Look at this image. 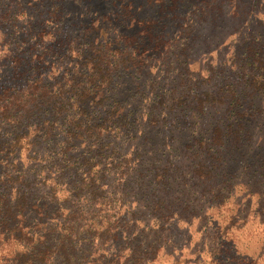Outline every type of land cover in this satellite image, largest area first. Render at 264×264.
<instances>
[{
	"label": "rangeland",
	"instance_id": "obj_1",
	"mask_svg": "<svg viewBox=\"0 0 264 264\" xmlns=\"http://www.w3.org/2000/svg\"><path fill=\"white\" fill-rule=\"evenodd\" d=\"M57 4L75 34L87 33L91 22L113 21V32L100 40L104 53L136 52L117 66L121 95L113 99L118 114H125L128 102L137 120L130 133L101 136L110 142L101 156V196L117 233L101 245L100 261L113 259L119 247L145 254L158 230L154 237L165 247L150 264H264V0H0V9L13 10L18 29L36 30ZM2 37L0 71L6 78L14 69L13 50L26 64V54H35L29 46L34 39L31 33L25 42L15 39L20 47L11 52ZM142 45L149 51L154 46L148 65L137 55ZM165 99L158 111L151 108ZM42 109L35 110L37 117L47 112ZM60 134L38 130L33 157L13 148L0 163V174L13 164L40 174L26 188L31 205L21 225H33L45 209L54 214L72 202L78 211L85 208L72 189L85 156L79 141L66 157L73 170L56 185L45 178L47 167L58 163ZM162 208L168 210L164 217ZM127 216L137 218L127 230L131 245L122 233L124 221L115 223Z\"/></svg>",
	"mask_w": 264,
	"mask_h": 264
},
{
	"label": "trees",
	"instance_id": "obj_2",
	"mask_svg": "<svg viewBox=\"0 0 264 264\" xmlns=\"http://www.w3.org/2000/svg\"><path fill=\"white\" fill-rule=\"evenodd\" d=\"M169 1L174 4L182 0ZM63 9L60 4L49 6L36 30L29 25L26 26L27 30L18 29L13 10L9 6L0 9V33L3 35L1 45L12 52L13 47H20L13 43L14 40L25 42L26 34L31 33L34 40L29 46L35 54L32 56L28 52L26 57L30 65L36 64L22 68L27 67L29 62L22 65L19 53L13 50L11 64L14 69L8 72L6 78H2L3 71H0V163L13 148L33 157L35 133L38 130L44 136L61 133L63 144L54 150L58 163L47 167L45 175L56 185L61 183L66 170H73L74 166L68 165L66 157L73 149L72 144L79 141L85 156L78 160L80 170L74 172L72 189L76 201L81 202L85 208L78 211L74 207L76 202H72L71 208L65 204L62 207L64 210L54 214L45 209L39 213L36 223L21 225L20 221L28 220L25 213L31 205L25 197L26 188L29 180L37 181L40 174H31V168L13 164L11 171L0 174V264L154 263L165 247L160 237H154L158 235V230L152 231L151 244L145 254L127 246L130 249L127 253L119 247L113 259H99L101 245L117 233L116 227L112 228L108 224V220L114 216L105 208L109 204L106 203L108 200L101 196V156L107 152L110 144L104 142L101 136L108 135L110 139H116L122 133H130L132 124L137 120L134 109L128 108V102L125 114H118L119 104L113 99L121 95L123 73L117 70V66L127 63L136 52L111 49L104 53L101 41L113 32V21L108 19L102 24L91 22L85 30L87 33L75 34L74 23L67 20ZM3 23L8 25L7 29L2 30ZM71 33L75 35L69 36ZM153 47H150V51ZM150 51L144 46L137 54L145 64L152 56ZM68 57L71 58L69 61ZM114 61L116 66L108 67ZM46 63L49 66H45ZM18 66L20 70L16 68ZM145 83V87H148V82ZM124 96L128 98L129 94ZM125 102L122 100L121 103ZM167 102V99L163 103L154 102L151 108L156 112ZM41 107L47 112L37 117L35 110L40 111ZM165 212H168L167 208L160 210L163 217ZM115 218L116 224L120 220L126 224L122 233L124 238L130 239L126 243L131 245L127 230L130 229L129 225L135 224L137 218ZM105 222L108 226H104ZM147 259L149 263H145Z\"/></svg>",
	"mask_w": 264,
	"mask_h": 264
}]
</instances>
